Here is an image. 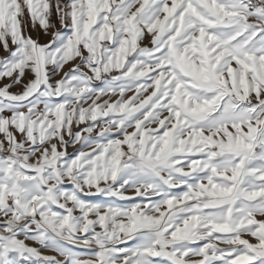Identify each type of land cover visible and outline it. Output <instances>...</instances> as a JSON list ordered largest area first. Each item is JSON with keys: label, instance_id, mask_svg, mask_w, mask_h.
<instances>
[{"label": "snow or ice", "instance_id": "snow-or-ice-1", "mask_svg": "<svg viewBox=\"0 0 264 264\" xmlns=\"http://www.w3.org/2000/svg\"><path fill=\"white\" fill-rule=\"evenodd\" d=\"M0 264H264V0H0Z\"/></svg>", "mask_w": 264, "mask_h": 264}]
</instances>
